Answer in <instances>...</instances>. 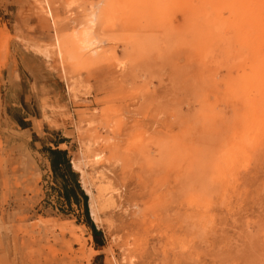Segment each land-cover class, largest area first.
<instances>
[{
	"label": "rangeland",
	"instance_id": "rangeland-1",
	"mask_svg": "<svg viewBox=\"0 0 264 264\" xmlns=\"http://www.w3.org/2000/svg\"><path fill=\"white\" fill-rule=\"evenodd\" d=\"M237 9L0 0V264H264V5Z\"/></svg>",
	"mask_w": 264,
	"mask_h": 264
},
{
	"label": "trees",
	"instance_id": "trees-1",
	"mask_svg": "<svg viewBox=\"0 0 264 264\" xmlns=\"http://www.w3.org/2000/svg\"><path fill=\"white\" fill-rule=\"evenodd\" d=\"M48 152L50 154V162H51L52 170L56 173L60 169V167L63 166L64 173L66 172L67 174H69V176L71 177V180H73V182H74V184H73L74 186L70 189L67 188L66 184L64 185V188L66 190L67 201H70L71 193L73 195V198L75 200H77L76 199L77 198L76 193L80 192V194L83 198L84 209H85L86 208L85 207L86 196L83 194V192L81 191V189L79 187V183L77 180V173L75 171H73V169L71 167V164H70V161H69V158L67 155V151L64 149H59L58 147H55V148H49ZM69 192H71V193H69ZM85 212H86V219H87V222L89 224V227L91 228L93 238H94L95 242H97L96 246H101L102 242L97 239L101 235V231L98 230L96 228V226L91 222V220L88 216V213H87V209H85Z\"/></svg>",
	"mask_w": 264,
	"mask_h": 264
},
{
	"label": "bare ground",
	"instance_id": "bare-ground-1",
	"mask_svg": "<svg viewBox=\"0 0 264 264\" xmlns=\"http://www.w3.org/2000/svg\"><path fill=\"white\" fill-rule=\"evenodd\" d=\"M222 2V1H221ZM226 4L229 5H234L237 6L241 9L233 10L232 15L235 18H238V20L243 21V20H250V13L248 8H259L261 5H264V0H225ZM247 8V9H246ZM18 34V33H17ZM23 36V35H22ZM27 44V43H26ZM36 44V43H35ZM38 45V44H37ZM35 46V48L38 49V46ZM41 47V46H40ZM41 52L44 55H48L49 52L46 49H40ZM38 51V50H37ZM84 175V174H83ZM84 177V176H83ZM84 179V178H83ZM93 213V212H92Z\"/></svg>",
	"mask_w": 264,
	"mask_h": 264
}]
</instances>
